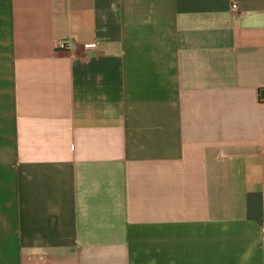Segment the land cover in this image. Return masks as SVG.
<instances>
[{"label":"crops","instance_id":"1","mask_svg":"<svg viewBox=\"0 0 264 264\" xmlns=\"http://www.w3.org/2000/svg\"><path fill=\"white\" fill-rule=\"evenodd\" d=\"M262 89L264 0H0V264H264Z\"/></svg>","mask_w":264,"mask_h":264},{"label":"built area","instance_id":"2","mask_svg":"<svg viewBox=\"0 0 264 264\" xmlns=\"http://www.w3.org/2000/svg\"><path fill=\"white\" fill-rule=\"evenodd\" d=\"M236 6L233 7V9H235ZM71 47V42L69 41H61L57 44V49L58 50H64V51H68ZM84 48L85 49H92V48H95V44L93 43H89V44H85L84 45Z\"/></svg>","mask_w":264,"mask_h":264},{"label":"trees","instance_id":"3","mask_svg":"<svg viewBox=\"0 0 264 264\" xmlns=\"http://www.w3.org/2000/svg\"><path fill=\"white\" fill-rule=\"evenodd\" d=\"M259 99L261 101H263V99H264V89L260 90V97H259Z\"/></svg>","mask_w":264,"mask_h":264}]
</instances>
